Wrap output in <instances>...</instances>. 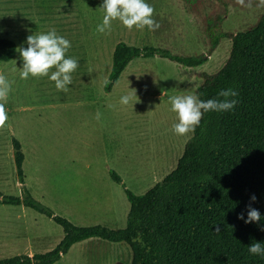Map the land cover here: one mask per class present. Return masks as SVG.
Wrapping results in <instances>:
<instances>
[{"label":"rangeland","instance_id":"obj_1","mask_svg":"<svg viewBox=\"0 0 264 264\" xmlns=\"http://www.w3.org/2000/svg\"><path fill=\"white\" fill-rule=\"evenodd\" d=\"M146 2L158 27L129 30L113 20L110 31L98 33L102 0H0V39L18 46L27 35L55 29L70 41L66 56L78 61L66 92L46 76L20 79L18 52L12 60L0 61V75L9 83L6 99L0 100L5 117L0 124V192L20 195L12 146L16 138L34 198L76 226L122 229L131 207L125 189L145 194L176 168L193 132L180 136L172 131L176 114L167 98L196 95L203 74H215L226 64L232 40L221 39L208 61L196 68L161 57L137 58L126 68V78L108 92L116 45L208 55L210 29L232 35L252 29L264 14V0ZM16 24L22 30L14 29ZM124 94L130 96L126 105L120 103ZM111 171L121 176L122 184L112 179ZM11 208L24 207L0 205V210ZM43 216L41 229L50 244L63 239V228ZM119 246L124 255L115 250ZM132 257L125 243L91 238L57 264H131Z\"/></svg>","mask_w":264,"mask_h":264},{"label":"trees","instance_id":"obj_2","mask_svg":"<svg viewBox=\"0 0 264 264\" xmlns=\"http://www.w3.org/2000/svg\"><path fill=\"white\" fill-rule=\"evenodd\" d=\"M209 37L208 55L182 56L125 42L114 49L108 92L137 58L161 57L196 68L208 61L221 39L230 38L229 59L219 72L203 74L196 95L202 100L222 99L217 93L225 88L238 93L232 97L237 100L232 110L202 115L176 168L161 182L142 195L125 189L131 205L125 228L79 227L34 198L25 182L22 145L13 139L20 195L0 192V204L45 215L63 228L64 238L49 252L17 255L0 264H54L74 244L90 238L127 244L131 264H264V259L247 251L252 242L264 243L260 230L264 219L248 224L237 219L240 212L247 218L248 204L264 215V14L248 31L232 35L210 29ZM16 48L15 42L0 39V61L12 60ZM110 174L116 183H123L117 172ZM253 194L255 201L250 200Z\"/></svg>","mask_w":264,"mask_h":264},{"label":"clouds","instance_id":"obj_3","mask_svg":"<svg viewBox=\"0 0 264 264\" xmlns=\"http://www.w3.org/2000/svg\"><path fill=\"white\" fill-rule=\"evenodd\" d=\"M101 8L103 17L102 21L96 25V32L98 33L110 31L113 20H119L129 30L133 26L137 29L147 26L149 30L158 27L152 18L153 7L146 0H102ZM22 44H26L27 47L21 46ZM21 45L16 48L22 63L19 78L26 80L30 76H46L48 80L54 82L57 90L66 92L67 86L72 82L71 73L78 66L77 59L66 56L71 47L70 41L57 34L55 29H50L46 32L27 35ZM50 69L54 70L50 71ZM8 89V81L3 75H0V100L6 99ZM237 95L238 93L233 88L221 89L217 96L222 99L202 100L195 94L169 95L167 100L170 104V110L176 114V122L172 124V131L180 136L194 132L204 113L232 110L237 104V100L232 99V97ZM129 100L128 94L120 97L121 104L126 105ZM4 119L3 104L0 103V124L3 123ZM256 199L255 194L250 196L251 201ZM246 209V219L244 212L237 214V219L243 220L245 224L264 219V215L258 209L253 208L251 204L246 205ZM219 230L217 227L216 231ZM260 230L264 231V226H261ZM247 251L249 255L264 259V243L262 242L250 243Z\"/></svg>","mask_w":264,"mask_h":264},{"label":"crops","instance_id":"obj_4","mask_svg":"<svg viewBox=\"0 0 264 264\" xmlns=\"http://www.w3.org/2000/svg\"><path fill=\"white\" fill-rule=\"evenodd\" d=\"M13 28L18 31L22 30L21 29L22 27L18 24L14 25ZM124 77L126 78V68L122 72L119 80L115 84L117 85L118 82L120 83L121 79H123ZM115 84L114 87L116 86ZM10 206L12 207L14 205H10ZM15 207L22 208L24 206H15ZM44 222H45V217L41 213L32 210L31 208L28 207H24L20 210L13 208H11L10 210H0V258L5 259V258H10L8 256L14 257L17 255L32 256L34 254L46 253L53 250L62 238L59 237L55 240L54 243L50 244L49 238L45 233V230L41 229V225H43ZM76 244H74L70 248V250H72ZM114 244L117 245L119 243H114ZM70 250L66 254H68ZM115 250L117 251V253L120 252L122 253V255L125 254V249L121 246L117 247ZM126 254H128L127 250H126ZM59 261H57L54 264H57Z\"/></svg>","mask_w":264,"mask_h":264}]
</instances>
